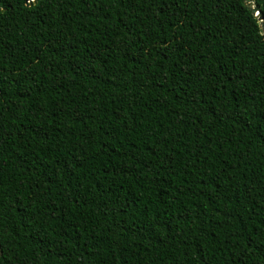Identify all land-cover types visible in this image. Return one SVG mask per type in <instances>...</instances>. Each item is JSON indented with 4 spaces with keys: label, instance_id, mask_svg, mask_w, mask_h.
I'll return each mask as SVG.
<instances>
[{
    "label": "trees",
    "instance_id": "trees-1",
    "mask_svg": "<svg viewBox=\"0 0 264 264\" xmlns=\"http://www.w3.org/2000/svg\"><path fill=\"white\" fill-rule=\"evenodd\" d=\"M0 264H264V0H0Z\"/></svg>",
    "mask_w": 264,
    "mask_h": 264
},
{
    "label": "water",
    "instance_id": "water-1",
    "mask_svg": "<svg viewBox=\"0 0 264 264\" xmlns=\"http://www.w3.org/2000/svg\"><path fill=\"white\" fill-rule=\"evenodd\" d=\"M255 14L257 15L258 13H255ZM257 17H258V19L260 21V26L263 27V19H262V17L259 16V15H257Z\"/></svg>",
    "mask_w": 264,
    "mask_h": 264
}]
</instances>
